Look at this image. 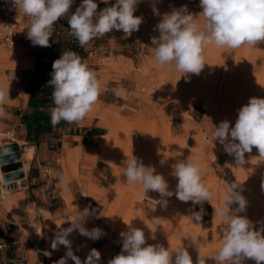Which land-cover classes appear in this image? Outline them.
<instances>
[{
    "label": "rangeland",
    "instance_id": "1",
    "mask_svg": "<svg viewBox=\"0 0 264 264\" xmlns=\"http://www.w3.org/2000/svg\"><path fill=\"white\" fill-rule=\"evenodd\" d=\"M114 2L111 0L109 4ZM153 4L161 16L153 14ZM185 5L193 14L202 11L199 0H141L134 13L144 19L139 31L126 37L122 31L114 30L84 46V56L80 57L96 72L101 84L99 100L87 116H99L103 125L102 135L98 137L97 145L77 146L63 153L58 150L55 156L42 160L41 169L32 164L30 167V162L24 169L19 157L15 162L21 164L13 172H23L18 178L6 180L0 166V224H19L27 229L29 223L31 231L43 236L47 248L54 250L51 242L59 228L69 226L77 212L90 205L96 212L87 218L84 226L103 230L101 240L113 257L121 252L120 233L127 231L126 224L132 223V226L144 230L149 244L158 243L170 249L181 245L188 247L194 264L198 253L187 238L196 237L199 251L207 264H219L214 254H207L211 247H206L207 243L215 240V225L219 223V228L222 227L214 209L224 205L225 191L233 182L240 184V178L235 179L233 172L223 174L229 170V160L224 158L219 162L221 146L214 141V147L212 133L224 105L223 91L230 85L234 73L255 76L252 95L264 98V43L257 47L246 44L234 50L209 44L203 49L204 69L199 75L188 74L187 78L173 66H158L151 49L145 45L151 47V37L159 36L154 27L162 14ZM199 20L202 25L203 17ZM63 27L62 32L66 34V25ZM25 44L29 45L30 40L14 49L0 43V91L5 94L0 109L6 112L13 110L10 107H20L15 111L19 123L13 124V127H7L6 122L11 119L4 118L0 112L1 147L11 142L18 143V146L21 143L23 148L29 146V142L23 140L24 131L20 128L24 124L22 103H9L11 97L21 100L25 94V77L21 79L17 76V68L25 69L32 65V58L23 55L28 52ZM4 83L11 88L3 90ZM49 106L53 109L54 102ZM204 137L209 147L206 153L203 152ZM132 155L140 158L145 165L154 166L157 173L165 176L172 191L177 180L171 175V166L176 159H191L199 163L202 179L213 192L212 200L203 205L202 220L196 223L189 218L192 211H200L199 205L183 203L173 195L166 198L168 203L164 207L158 204V193L145 194L138 184L124 182V162ZM162 159L165 160L163 165L160 163ZM81 161H84L82 168L88 174L82 183L91 196L87 202L80 198V190L72 186L74 178H81ZM96 162L106 166L102 175L97 168L94 174L91 171ZM208 169L210 173H207ZM37 173L46 179L41 193H33L32 186H27V175L31 177ZM60 177L64 178V182L60 181ZM248 179L261 183L260 179L250 174ZM18 180L22 186L18 187ZM246 181L244 179L243 182L247 187ZM245 186L241 185V188L249 192L244 196L252 212L240 214L246 215L258 229L264 224V195L261 196L260 189ZM16 195L23 198L13 201ZM77 235L85 243V236L80 235L78 230L75 232ZM153 235L155 239L151 238ZM245 264H255V261L246 260Z\"/></svg>",
    "mask_w": 264,
    "mask_h": 264
},
{
    "label": "clouds",
    "instance_id": "2",
    "mask_svg": "<svg viewBox=\"0 0 264 264\" xmlns=\"http://www.w3.org/2000/svg\"><path fill=\"white\" fill-rule=\"evenodd\" d=\"M140 2L115 0L110 6L100 9L96 0H82L68 18L69 34L75 36L81 47L114 30L130 37L133 32L139 31L144 22L143 16L134 15ZM12 3L30 20L26 29L32 44L51 47L53 26L68 15L74 0H12ZM199 7L202 11L198 14L190 12L186 5L162 14L154 27L159 36L151 37V47L145 45L151 49L158 66H173L187 78L188 74L199 75L204 69L203 49L209 44L234 50L246 44L257 47L264 43V0H199ZM152 11L154 15L161 16L154 4ZM200 17L204 20L202 25ZM50 75L47 84L53 88L55 105L51 113L52 124L81 122L101 95L96 72L77 53L68 50L53 61ZM4 99L5 94L0 91V104ZM214 141L223 145L227 154L235 157L239 167L247 162L245 153H251L254 147L259 156L264 157V98H249L248 103L238 109L234 126H230L227 120L214 126L212 143L215 147ZM160 163L163 165L165 160ZM171 167V175L177 180L174 191L169 190L164 175L134 155L124 162L122 176L124 182L138 184L145 194L158 193V204L164 207L168 203L166 198L173 195L183 203L199 205L200 211H192L189 215L192 221L199 223L204 215V203L213 198V192L202 179L200 165L191 159H176ZM60 181L64 182V178L60 177ZM247 205L241 184L233 182L225 191L224 205L214 209L222 223L221 246L215 255L219 264H245L246 260L264 264V224L257 229L246 215L240 214L246 212ZM90 209L89 205L78 211L69 222V227L59 228L55 234L51 247L56 250L63 245L67 249L55 264H68L69 259L74 264H100L101 253L97 249L92 248L82 261L75 255L72 242L68 239L77 230L80 235L92 240H98L104 234L98 227L88 229L84 226L87 218L96 212ZM126 225L127 231L120 233L121 252L109 259L108 264H194L188 247L181 245L170 249L158 243L149 244L143 229L132 226V223ZM151 238L155 239V236ZM187 239L198 253L195 264H207L199 251L198 238Z\"/></svg>",
    "mask_w": 264,
    "mask_h": 264
},
{
    "label": "crops",
    "instance_id": "3",
    "mask_svg": "<svg viewBox=\"0 0 264 264\" xmlns=\"http://www.w3.org/2000/svg\"><path fill=\"white\" fill-rule=\"evenodd\" d=\"M103 1L109 2L111 0ZM108 6H110V4ZM71 14L72 12H69L67 16L70 17ZM25 46L28 49V52L23 55L25 57L32 58V65L25 69L17 68V76L21 79L25 77V85L27 87V78L30 79L35 74L37 63V57L32 52L33 50H37L39 46H34L31 41L29 45L25 44ZM24 93L25 94H23L21 100L19 97H11L9 103L18 105V103L21 102V106L24 109L22 113L27 111L30 113V92L26 89ZM10 108L13 110L2 112L4 118L8 117L11 119L10 122H6L8 125L7 127H13V124L17 125L19 123V121L15 118V114L17 113L15 111L20 107L14 106ZM47 109H49L52 113V107L49 106ZM13 121L14 123H12ZM37 122L36 118H32L29 123H21L22 127H20L21 130L24 131V133H22L23 140L29 142L28 147L33 148V154L30 159V167L32 164L33 166L41 169L43 167L42 160L49 156H55L58 154V150L63 153L67 152L70 148H75L77 146L85 148L97 145V142L99 141L98 137L102 135L101 130L103 125L100 124V119L97 114L88 115L79 123L61 121L58 124L53 125L51 130L42 133L38 132ZM82 163H84V161H81V168H79L81 178H74L72 182V186L75 187L76 190L81 189L83 186L82 183L85 182V176L88 175L82 168ZM105 167V164L100 163V165H98L96 162L93 164L91 171L94 174L95 168H97L99 174L102 175ZM26 179L27 186H32L31 188L33 193H36V191L41 193V191L45 189L46 179L41 178L39 173L32 175L31 177L27 175ZM80 198L83 199L81 193ZM83 201L87 202V200L84 199ZM0 241L6 243L7 245L5 249L0 250V264H55V262L60 259L58 250L48 249L46 241L43 240V236L41 237L38 233L34 234L29 227V223L27 229L21 228L19 224L18 226H14L11 224L6 225L1 223ZM102 249L103 251L110 252L109 249L106 248L104 241L102 242Z\"/></svg>",
    "mask_w": 264,
    "mask_h": 264
},
{
    "label": "bare ground",
    "instance_id": "4",
    "mask_svg": "<svg viewBox=\"0 0 264 264\" xmlns=\"http://www.w3.org/2000/svg\"><path fill=\"white\" fill-rule=\"evenodd\" d=\"M17 53L18 52H16V55H20V53L18 54ZM256 79L257 78L253 75L241 73V72L234 73L232 75L230 85L227 88H225V90L223 91L224 105L222 106L220 110V115L218 116L219 119L216 123V126H218L219 123L224 120L229 121L230 126H234L235 121L238 116V109H240L243 105L247 104L249 98L253 97L252 95L254 92L253 87L256 85ZM9 88L11 87H9V85H7L6 83L2 85V89L5 91H7ZM219 145L221 146V148L218 151L220 152L218 156L219 162H221L224 158H227L229 160V170L226 172H223V174L228 175L230 172H233V176L235 179L240 178L239 182L242 185V187L245 186L243 182L244 179L248 180L246 181L248 186L247 187L245 186V188L250 189L251 187L255 190L260 189L261 190L260 194L261 196H263L264 188H262V182H264V157L259 156L258 150L254 147L251 153H245V159L247 162L243 165V167H239V166H236L235 157L231 155L226 156L227 153L224 151L223 145L221 144ZM208 148H209L208 143L204 137L203 152L206 153L208 151ZM18 151L21 157L20 161L23 162L24 169H26L32 157L33 148L32 147L23 148L21 143H19ZM6 153L7 152L4 151L3 153H0V155L6 154ZM12 162H15V159H11V160L0 163L1 169L4 172V174L12 173L17 170L16 168L3 169V166L5 164H9ZM210 172H211L210 169H208L207 173H210ZM249 174L252 176H256L257 179L261 180V183L259 184L255 180H254L255 182L249 181L248 179ZM22 185L23 184L21 183V181L18 180V187ZM247 193L249 192H246V190L243 189L242 194L245 195ZM22 198H23L22 195H16L12 199L13 201H20ZM246 212H252V208L249 205H247ZM219 231H220L219 223H217L215 225V234H216L215 240L211 244L210 243L206 244L207 248L211 247V250H208L207 254L216 255L217 250L221 246V237L219 236Z\"/></svg>",
    "mask_w": 264,
    "mask_h": 264
},
{
    "label": "trees",
    "instance_id": "5",
    "mask_svg": "<svg viewBox=\"0 0 264 264\" xmlns=\"http://www.w3.org/2000/svg\"><path fill=\"white\" fill-rule=\"evenodd\" d=\"M81 2L82 0H74L69 12H74ZM96 2L100 9L109 5L108 1L96 0ZM68 17L66 15L54 24L50 40L51 47L39 46L37 50L32 52L37 57L36 69L35 74L30 79L27 78L26 87L27 91L30 92L29 107L31 111L30 113L28 111L22 113V120L29 123L32 118H36L39 133L47 132L53 127L51 112L47 109L49 104L53 103V88L47 84L51 79L53 61L58 59L61 53L68 50L77 53L78 56H84V47L80 46L75 36L69 34ZM63 25H66V34L62 32L64 31Z\"/></svg>",
    "mask_w": 264,
    "mask_h": 264
},
{
    "label": "built area",
    "instance_id": "6",
    "mask_svg": "<svg viewBox=\"0 0 264 264\" xmlns=\"http://www.w3.org/2000/svg\"><path fill=\"white\" fill-rule=\"evenodd\" d=\"M29 23V18L15 9L12 0H0V43L7 48L14 49L18 44L27 42L26 26ZM80 193L84 200H91L86 185L81 187ZM67 227L69 226L61 228ZM75 232L69 235L68 239L72 242V250L75 255L79 256L82 261L86 259L92 248L101 253L100 264H108V260L113 258L111 252L103 251L101 238L92 240L85 237V243H83L80 236H75ZM6 246V243L0 241V250L5 249ZM66 251L67 249L63 245L59 246L58 254L60 258L65 255ZM68 264H74V262L69 259Z\"/></svg>",
    "mask_w": 264,
    "mask_h": 264
},
{
    "label": "water",
    "instance_id": "7",
    "mask_svg": "<svg viewBox=\"0 0 264 264\" xmlns=\"http://www.w3.org/2000/svg\"><path fill=\"white\" fill-rule=\"evenodd\" d=\"M18 150H19V146H18V143L16 142H11L9 144H6L3 147L0 146V153H3L4 151L7 152L6 154L0 155V163L11 160V159H15V161L18 160V158L20 157V153ZM20 164L21 163L19 161L5 164L3 166V169L16 168V166L17 165L20 166ZM19 174H23V172H18V173L12 172V173L5 174V179L9 180L12 178H18Z\"/></svg>",
    "mask_w": 264,
    "mask_h": 264
}]
</instances>
